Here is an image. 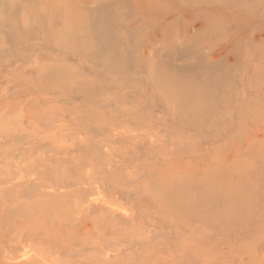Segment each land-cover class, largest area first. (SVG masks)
<instances>
[{
  "label": "rangeland",
  "instance_id": "obj_1",
  "mask_svg": "<svg viewBox=\"0 0 264 264\" xmlns=\"http://www.w3.org/2000/svg\"><path fill=\"white\" fill-rule=\"evenodd\" d=\"M0 264H264V0H0Z\"/></svg>",
  "mask_w": 264,
  "mask_h": 264
}]
</instances>
